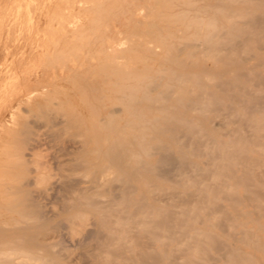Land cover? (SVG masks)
<instances>
[{
  "label": "bare ground",
  "instance_id": "6f19581e",
  "mask_svg": "<svg viewBox=\"0 0 264 264\" xmlns=\"http://www.w3.org/2000/svg\"><path fill=\"white\" fill-rule=\"evenodd\" d=\"M74 3L0 77V264H264V0Z\"/></svg>",
  "mask_w": 264,
  "mask_h": 264
},
{
  "label": "rangeland",
  "instance_id": "374dc122",
  "mask_svg": "<svg viewBox=\"0 0 264 264\" xmlns=\"http://www.w3.org/2000/svg\"><path fill=\"white\" fill-rule=\"evenodd\" d=\"M34 1L36 2L37 0H34ZM34 1L30 0V2H29L28 0H0V22H2V23H0V30H1L0 31V49H1L0 54H1V52H2V50L4 48L7 49L6 56L3 59L0 60V77L8 76L9 74L14 73V71H16V69H19V64L21 63L22 58L27 56V54L29 53V50L31 49V47H34L36 44H38L40 42L39 40L43 36V32L41 31L42 29L40 30V28L42 27V25L40 26V24L42 22L39 20L37 15L33 16L35 14H39L37 12H41L42 8L40 9V7H44V6L51 7V5H52L53 8L51 7L49 10H50L51 14H54V13L62 12L66 7H68L69 5L73 4L74 2L76 3V5H79L78 1L80 2V5H82L83 2H84V0H78V1L74 0V2H73V0H70V1H72V3L70 4L69 3L70 1L68 2V0H63V1L58 0L56 2H54V0H38V3L37 2L34 3ZM28 2L30 4L31 3L32 4L30 5ZM52 3H55V4H52ZM22 4H23V6H21ZM28 4L31 6L30 10H29L30 6ZM67 4H69V5H67ZM34 5H35V7H34ZM38 5H40V6H38ZM17 9L20 10V12ZM30 11H33V14ZM16 12L18 14H16ZM17 15H18V17H17ZM16 17H17V20L15 19ZM22 17L24 18V21H23ZM32 17H33V20H32ZM15 20L17 21V23H16ZM21 22H23V23H21ZM109 26L110 25H108V27ZM10 27H11V29L13 28L12 31H11ZM16 27H17V29H16ZM30 27L32 28L31 30L29 29ZM108 27H104V33H106L107 36H109L111 38L116 37V39L118 38L119 40H122L125 37L123 39L125 41L122 40L121 42H125L124 44H127L126 40L129 41V36H130L129 32H128L129 34H127V35L120 34V36H119V35H117L115 33V29L113 27L110 26L109 30H108ZM22 28H23V30H22ZM37 28H39L40 31L39 30L37 31L36 30ZM106 28H107L108 31L106 30ZM117 29H119V28H117ZM7 31H11V32H7ZM21 32H23V33H21ZM10 33H12L13 36ZM125 33H127V31H125ZM121 35H122V39H120ZM20 36H23V37H20ZM24 37H25V39H24ZM9 39H11V40L9 41ZM28 44H29V47H28ZM124 44L122 43V45L124 46L123 48H126L127 45H124ZM122 45H121V48H122ZM75 46H76V44H75ZM1 47H3V48H1ZM14 48H15V52L13 51ZM79 48H76V50H78ZM95 50H97L96 46L93 47V49L90 50L92 55H94V52H96ZM85 51H86V49L83 52H81V53L83 54V53H85ZM21 52H24L23 55H21ZM74 52L77 54V52L75 50H74ZM97 52H99V51H97ZM97 52H96V55H97ZM77 55L79 56V50H78V54ZM128 61H130V63L128 62L129 64H135V62L132 63L131 60H128ZM122 62L125 64L126 59L123 60ZM45 64L47 65L48 63L45 62L43 59L30 60L29 65L25 69V72H27L29 70L34 71V68H35L36 69V73L33 72L32 75L37 74L38 71L40 72L42 70L43 71L47 70L48 66H46ZM70 65H72V64H70ZM48 69H50V67ZM28 77L30 78L31 76L28 75ZM64 80H68V79H64ZM64 82H67V81H63V82H62V80L59 81V84H60L61 88L64 85H65L64 86L65 89H67L66 87L70 88V85H71L72 82H68V85L66 83H64ZM61 83L64 84V85H62ZM72 87H73V85H71L70 90L68 89L67 91H70V92H72V94H74V89H72ZM65 89H64V91H66ZM19 97L20 96L17 95V96H15L12 99V101H11V106H12L11 109L12 110L11 111L13 113H15V114H16L15 111L20 112L19 116H20V114L26 115L27 113H30L28 110H26L27 107L25 105L22 104V107H19L18 103H17V105H15L16 101H17V99ZM117 106L118 105H114L113 107L114 108H118ZM15 107H17L16 108L17 110H15ZM20 108H21V110H20ZM26 111H27V113H26ZM30 114H32V113H30ZM16 115H18V113ZM21 116H23V115H21ZM33 116H34V114H33ZM36 116H37V114L34 117H36ZM32 117H31V115H29V118L28 117L27 118L30 120L29 121L30 124H31V122L33 120L32 124H31L32 126H35L33 124L34 122L37 123V128H36V126H35V128L33 127L34 131H38V132H41V133H43V132L45 133V132L48 131V128H47L48 127V122L46 120L37 119V120H40V121H46L45 123L39 122L40 123L39 124L37 122V120H35ZM216 119H217V121H215ZM220 124H221V120L219 118H213V125L218 127V126H220ZM40 126H44L43 128H41L42 130L38 129ZM64 134H66V135H64ZM64 134L61 136L60 145H63L64 147L69 148L72 145V143L74 142V140H76L75 139L76 137H74L71 132H65ZM70 135H71V137H70ZM72 137L74 138V140L73 139H69V138H72ZM62 140H64L65 142L62 141ZM48 149H49L50 152L48 151ZM51 153H52V150L49 147H44L42 149V151L39 153L40 158H38L37 161L38 162H43V161L47 160L49 158V156L51 155ZM43 157H46V158H43ZM53 209L56 211L58 209V206H53ZM63 233H64V245L67 246V249L66 250H62L63 252L60 251V256L57 257L54 260V262L56 264H83L82 257H80V251H79L78 248L75 247L76 242H78L80 240L82 235L78 231L77 232H72L69 235H66L65 231H63ZM83 233H84V231H83ZM55 239H56V237L52 233H49L47 235V237H46V240L48 242L55 241ZM56 250H57V248H56ZM64 254H66V255H64ZM68 256H70V257H68Z\"/></svg>",
  "mask_w": 264,
  "mask_h": 264
}]
</instances>
